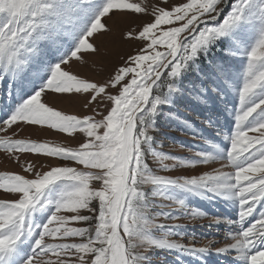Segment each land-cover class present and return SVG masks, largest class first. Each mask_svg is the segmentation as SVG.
<instances>
[{"label": "snow or ice", "instance_id": "obj_1", "mask_svg": "<svg viewBox=\"0 0 264 264\" xmlns=\"http://www.w3.org/2000/svg\"><path fill=\"white\" fill-rule=\"evenodd\" d=\"M114 29L135 51L101 79L76 71L86 58H110L97 38ZM217 42L227 43L224 55L201 68ZM190 72L199 80L187 94L198 103L212 102L209 89L219 103L231 94L234 123L217 129L224 143L205 138L191 155H168L154 147L156 121L161 105L184 94ZM4 80L21 99L0 109V151L20 171L0 172V264H16L28 241L19 264H152L160 247L212 251V240L195 248L170 239L183 238L174 230L187 225L160 222L206 217L189 195L234 201L235 220L209 219L229 241L216 252L264 264V207L248 221L264 202V0H0ZM50 96L82 111L58 108ZM24 129L73 143L23 138ZM29 157L55 163L38 167ZM149 159L177 174H156ZM38 212L48 213L42 224L33 221Z\"/></svg>", "mask_w": 264, "mask_h": 264}, {"label": "rangeland", "instance_id": "obj_2", "mask_svg": "<svg viewBox=\"0 0 264 264\" xmlns=\"http://www.w3.org/2000/svg\"><path fill=\"white\" fill-rule=\"evenodd\" d=\"M133 2L153 3L155 2V0H133ZM232 2H234V0H229V7ZM226 12L227 8L225 9V14ZM220 19H223V15H221ZM107 22L112 23V21ZM121 27H123V25H121ZM117 33L118 29H114L113 34L97 38L98 43L103 41V43L101 44L102 51H112V55L109 59L101 60L100 57H89L86 58L88 60V63L86 65H74V69L88 78L101 79L103 75H106L107 72L110 70L112 64H119L120 62H122L120 60L121 56H127L129 54H132L136 49V42L121 41ZM226 46V42L224 43V45H221L220 42H217V45L214 46L213 50L209 53V56L207 58H202L201 68H207L209 59H215L217 57L223 56V47ZM93 60L96 61L95 64L92 63ZM53 63H55V61H53ZM198 80L199 76H197L196 73H188L185 77L182 78L181 84L179 85V87L184 89V94H177L173 98V102L171 104L161 105L162 110L160 111L156 121V127L158 129V132L154 136V140H156V144L154 145V147L158 151H162L168 155L176 154L188 156L194 153L195 151L207 147L204 144L205 138L217 143H224L223 141H221L220 137L217 136V129H223L224 124L225 128H230L229 132L231 131L234 121L230 112L231 109L235 107V100L231 98L230 93H226L224 99L227 104L219 103L216 100L215 94H212L209 89L208 94L211 97L212 102L209 105H202L198 103L196 100L192 99L189 94H187L189 92L196 91L195 84ZM38 86L39 85H37V87ZM32 91H35V88H32ZM32 91H29L27 95H31ZM164 91L167 92L166 87L164 88ZM27 95H25L23 99H26ZM20 99L21 97L18 95V89L13 88L11 90L10 95L8 81H0V109H2L5 105H14L15 103L19 102ZM48 100L55 103L58 108L69 111L70 113L82 111L81 109L71 104L55 99L51 96L48 97ZM3 112L4 113L0 115V117H5L6 113L5 111ZM166 113H171L174 115H165ZM177 117L179 119H177ZM220 119L223 120L219 121ZM207 120L211 121V125L206 122ZM183 121L189 122L192 128H185L184 124L182 123ZM21 136L23 138L52 140L60 143H73L70 138L62 134H57L54 131L24 129L21 133ZM187 146L191 147V150ZM29 159H32L38 167L41 164L46 165L48 163H55V161L37 160L35 157H29ZM149 163L150 166L156 171V174L173 176L177 174V169L170 168L169 170H164L160 168L159 163L157 161H152L151 159H149ZM166 163L171 164L172 161H166ZM216 164L217 163H214L212 167H216ZM5 171H20V169L15 163L10 161L2 151H0V172ZM197 171L199 172L200 169H197ZM0 197H3L2 190H0ZM188 203L192 206L199 208L201 211H205L207 213V216L204 218L193 219L190 215L185 216L180 213H177L176 215L178 218L176 220L165 221L163 220V218H161L160 222L168 224L187 225L184 227L176 228L174 230L175 232L183 233V238L177 235L170 237V239L176 240L178 243L185 244L186 246L195 248L209 247L208 241L212 240L214 241V243L210 246L212 251H208L206 253H192L160 247L156 248L153 252L149 253V255L153 258L152 264H245L243 260H237L233 258L235 256L234 252L230 255L218 254L216 252L217 248L222 247L229 242L225 239L226 229L224 225H213L212 227L208 226L209 219H211L213 216L220 219H222L223 217H228L232 220H235L237 216V207L235 202H230L220 197L204 199L200 196L189 195ZM261 207H264V202L259 204L253 215L248 218L249 222L255 217L256 212L258 215V211ZM47 215L48 213H34V223L42 224L46 220ZM191 233L195 234V243H192L190 237L188 236ZM30 246L31 241L22 244L21 255L25 257ZM259 246L264 245H258V247ZM232 261L234 262L232 263ZM17 264H19V262Z\"/></svg>", "mask_w": 264, "mask_h": 264}, {"label": "bare ground", "instance_id": "obj_3", "mask_svg": "<svg viewBox=\"0 0 264 264\" xmlns=\"http://www.w3.org/2000/svg\"><path fill=\"white\" fill-rule=\"evenodd\" d=\"M4 112L3 111H1L0 112V115H2ZM218 166V163L216 164V167ZM24 258V256L23 255H21L20 257H19V259H18V261L16 262V264L19 262V260L20 259H23ZM232 262H234V261H232Z\"/></svg>", "mask_w": 264, "mask_h": 264}]
</instances>
